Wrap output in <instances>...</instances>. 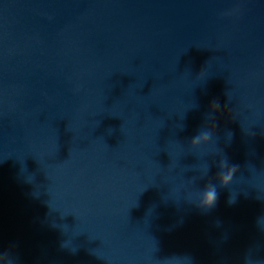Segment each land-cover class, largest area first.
<instances>
[{"label":"water","instance_id":"95a60500","mask_svg":"<svg viewBox=\"0 0 264 264\" xmlns=\"http://www.w3.org/2000/svg\"><path fill=\"white\" fill-rule=\"evenodd\" d=\"M0 264H264V0H0Z\"/></svg>","mask_w":264,"mask_h":264},{"label":"clouds","instance_id":"9594fccd","mask_svg":"<svg viewBox=\"0 0 264 264\" xmlns=\"http://www.w3.org/2000/svg\"><path fill=\"white\" fill-rule=\"evenodd\" d=\"M184 130V129H183ZM233 134V133H232ZM210 133H204L203 135H196L194 138H193V142L194 143H199L201 141V139H210ZM237 167L236 165H233L231 167V175L227 174V173H221V185L222 186H226L229 182L232 181L233 179V176L237 170ZM218 198V192H217V189L215 188V186H212L211 188L207 189L206 190V193H205V200H204V203L208 206H211Z\"/></svg>","mask_w":264,"mask_h":264}]
</instances>
